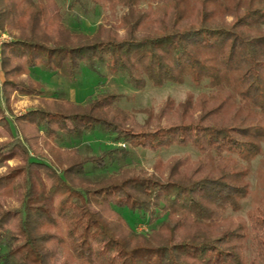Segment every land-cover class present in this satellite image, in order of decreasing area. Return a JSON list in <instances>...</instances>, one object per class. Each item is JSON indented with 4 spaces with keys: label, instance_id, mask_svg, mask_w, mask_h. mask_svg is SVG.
I'll use <instances>...</instances> for the list:
<instances>
[{
    "label": "trees",
    "instance_id": "trees-1",
    "mask_svg": "<svg viewBox=\"0 0 264 264\" xmlns=\"http://www.w3.org/2000/svg\"><path fill=\"white\" fill-rule=\"evenodd\" d=\"M57 1L0 0V30L14 35L0 46L5 103L30 68L62 64L71 80L81 66L103 67L133 89L188 82L206 90L179 104L166 100L142 124L113 93L86 105L57 99L16 117L23 143L0 142V159L20 154L24 162L0 174V193L13 190L20 206L0 207V264H57L58 255L59 264H245L247 240L248 263L264 264V203L246 218L228 216L248 196V164L264 143L263 0H70L127 9L91 36L63 26L51 13ZM227 16L235 19L229 26ZM95 130L151 151L191 147L197 157L152 173L93 176L104 156L69 150L56 173L27 153L51 150L59 133ZM111 153L125 154L104 155ZM117 209L157 224L137 231Z\"/></svg>",
    "mask_w": 264,
    "mask_h": 264
},
{
    "label": "rangeland",
    "instance_id": "rangeland-1",
    "mask_svg": "<svg viewBox=\"0 0 264 264\" xmlns=\"http://www.w3.org/2000/svg\"><path fill=\"white\" fill-rule=\"evenodd\" d=\"M81 6H71L70 0L57 1L51 9V13L57 14L58 19L66 29L72 32L93 35L99 24H117L127 9L117 6L115 10L108 7L95 6L90 3L81 2ZM264 7V0L261 2ZM144 8L145 3L138 6ZM235 19L232 16L224 18L225 24L231 25ZM260 31L264 32V24L260 25ZM119 30V35L122 34ZM14 40V35L0 30V46ZM22 84H17L13 88L8 102L5 103L2 96L3 77L0 71V108L2 117H0V142L8 143L19 141L22 142L21 133L16 128L14 119L22 116L31 109L37 107L46 108L52 101L64 99L74 104L86 105L95 97L104 94H115L119 96L117 106L124 108L134 115L136 121L142 124L148 115H158L160 109L166 100L171 99L174 104L184 101L188 94L195 98L199 92L206 89L196 88L186 82L184 84H166L160 88L145 86L142 89H133L127 86L120 77L111 76L100 67L98 73L90 71L88 68L81 66L78 74L71 80L66 71V65L62 64L56 71H47L43 67L37 66L30 68L28 73L22 76ZM33 88V89H32ZM30 89V90H29ZM198 113V112H197ZM174 117L171 114V118ZM6 123L8 124L6 126ZM53 148L47 150L40 147L33 151L27 150L30 158H40L47 165L52 166L55 172L66 164L69 160V150L75 149L84 157L90 159L102 158L104 166L100 169H94L93 176L117 175L120 171H144L147 173L154 172L159 164H166L176 158L185 155L190 156L192 160L196 159V152L191 147L171 146L167 149L151 151L138 147L129 146L122 141H113L112 137L99 130L84 133L81 137L73 138L63 133L52 141ZM121 148L124 153H111L105 156L104 152L110 149ZM68 154H64L65 151ZM2 154H7L3 151ZM24 160L20 154H17L11 160L0 159V174L6 172L23 163ZM89 169L91 167H88ZM92 178V177H91ZM249 193L245 200L241 202L238 211H229L228 216L235 219L236 217L246 218L247 212L259 203H264V143L261 145L260 153L251 159L248 164ZM44 183V182H43ZM46 186V183H44ZM44 195L45 191L42 192ZM40 194L37 195L40 197ZM13 190H5L0 193V207L3 209H18L19 202ZM36 197V199H40ZM117 211L128 221V223L137 231L148 232L155 227L157 222L149 223L148 217L144 218L138 213H131L125 209ZM251 250L249 241H246L245 264H249ZM61 261V256L57 257V264Z\"/></svg>",
    "mask_w": 264,
    "mask_h": 264
}]
</instances>
